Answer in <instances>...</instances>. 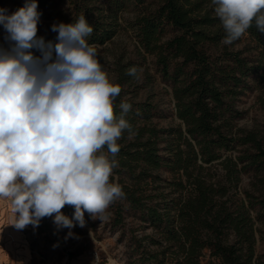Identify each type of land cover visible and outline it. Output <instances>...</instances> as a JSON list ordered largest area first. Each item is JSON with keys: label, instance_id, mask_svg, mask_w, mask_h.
<instances>
[{"label": "trees", "instance_id": "1", "mask_svg": "<svg viewBox=\"0 0 264 264\" xmlns=\"http://www.w3.org/2000/svg\"><path fill=\"white\" fill-rule=\"evenodd\" d=\"M53 1L44 0L42 5H49ZM146 1L72 0V10L64 17L63 23H74L78 17L84 16L93 28L87 37L89 44L102 46L117 33L122 12L129 7L144 8ZM203 3H208L210 10H202ZM214 8L212 0H159V6L154 11L135 17L131 27L136 30L141 49L156 57L164 77L173 79L175 115L182 127L168 132L169 136H176L177 144L164 158L158 148L159 134L163 131L148 124L153 106L125 98L124 86L136 75L128 74L130 65L128 70L125 66H119L115 83L122 90L114 101V112L119 117L122 112L120 104L127 102L131 105L125 119L135 134L129 136L125 130L117 141L120 145L116 156L119 166L113 169V174L128 175L133 181L134 184L125 185L119 180L124 193L122 198L131 208L141 212L143 219L151 226L160 229L159 234L165 243L160 252L162 255L172 245L175 246L176 254H179L176 264H201L205 253L219 264H264V254L255 257L254 225L245 203H230L229 199H224L228 192L227 185L219 180L213 181L210 174L202 175V171L214 162L223 166L226 181L230 184L231 181H238V174L242 171L264 170L262 138L254 131L243 134L238 130L233 133L232 110L226 102L227 98L233 99L241 91L242 79L253 68L247 66L237 54L231 55L233 66L217 64L202 49L205 42L218 41L222 35V30H205L219 21L216 15L211 16ZM37 11L41 18H47L42 10ZM164 23L177 29L180 35L160 44L159 32ZM246 33L264 52V33L258 31L254 21ZM57 35L49 30L40 37L44 38L46 44L49 41L55 44ZM0 48L10 50L11 42L0 38ZM29 51L34 56H41L37 48ZM173 59L181 62L173 70V76H169V61ZM187 66L191 67L189 80L178 85V77L184 74L182 69ZM262 101L264 103V95ZM237 148L240 150L235 160L228 155L223 156ZM104 151L107 153L106 147ZM238 165H241L240 169ZM162 168L180 174L176 184L178 188L184 187L181 179L184 177L190 189L188 197L181 200L172 215L169 207L164 206L163 210H159V206H148L143 202L147 199L137 195L140 190L137 183L151 178L153 172ZM259 183L264 185V178ZM259 204L264 211V200ZM229 235L234 237L231 244L227 243Z\"/></svg>", "mask_w": 264, "mask_h": 264}, {"label": "clouds", "instance_id": "2", "mask_svg": "<svg viewBox=\"0 0 264 264\" xmlns=\"http://www.w3.org/2000/svg\"><path fill=\"white\" fill-rule=\"evenodd\" d=\"M226 33L222 43L240 39L253 21L264 33V0H212ZM36 0L11 15L0 9V24L11 49L0 48V198L13 206L14 225L34 228L54 217L57 228L86 226L85 212L104 219L109 206L124 195L110 181L118 167L117 143L131 105L114 101L121 87L110 80L87 37L93 32L84 16L53 24L57 42L37 36ZM37 48L41 56L32 54ZM136 68L128 70L135 76ZM107 148L105 153L104 148ZM110 154V155H109ZM74 207L71 218L61 211Z\"/></svg>", "mask_w": 264, "mask_h": 264}, {"label": "rangeland", "instance_id": "3", "mask_svg": "<svg viewBox=\"0 0 264 264\" xmlns=\"http://www.w3.org/2000/svg\"><path fill=\"white\" fill-rule=\"evenodd\" d=\"M44 0H36L37 9L42 10L47 18H41L38 22L37 36L40 37L52 30L53 24L64 22V17L72 10V0H54L49 5H42ZM28 0H0V9H6L11 15L17 9L24 7ZM102 2V0H97ZM159 6V0H147L145 7H129L123 11L119 20V29L115 36L102 46H95L97 59L102 70L108 73L110 80L116 82L119 66L128 65L136 68V77L124 86L125 98L134 103L147 102L153 106L151 119L148 124L157 130L159 134V154L164 158L174 150L177 141L175 135H168L171 130L182 127L181 121L175 115V103L172 95L173 79L166 78L161 73V67L157 65L156 57L144 52L139 45L136 30L131 27L135 17L154 11ZM202 10H210L208 3H203ZM203 13V11H202ZM216 15L211 12V16ZM219 20V19H218ZM207 32L222 30L218 41L205 42L203 51L210 60L217 64L233 66L232 54H237L244 59L247 66L253 68L242 80L241 90L233 99L227 98V105L232 110L231 131L241 130L243 134L254 131L262 138L264 147V52L261 47L245 32L244 35L230 45L222 43L225 31L219 20L213 27L205 28ZM7 33L0 24V38L5 39ZM180 32L165 23L159 32V42L163 44ZM6 40V39H5ZM181 60L169 61V76H173V70ZM183 75L178 77V85L189 80L188 74L191 67L182 69ZM228 116V115H227ZM241 135V134H239ZM184 147L182 146V149ZM240 148L224 153L233 160L239 155ZM264 169V162H263ZM208 167V165H204ZM238 169L241 165H238ZM210 174L211 179L219 180L227 185L228 192L224 199L230 203L244 202L245 207L254 225L255 257L264 254V211L259 204L264 200V185L259 183L264 178V170L254 172L247 169L238 174V181H226L223 166L214 162L208 169L202 171V175ZM113 183L119 180L125 185H131L129 176L112 175ZM180 174L169 169L162 168L152 173L151 178L138 182V196L148 206L169 207L171 215L176 212L181 200L188 197L190 189L184 182V187L176 186ZM233 180V179H231ZM247 196H250L249 200ZM63 214L71 218L74 207L66 205ZM54 217H44L38 227L32 225L24 229H17L12 225L14 221L13 206L9 199L0 198V264H89L91 256L95 253L99 256L101 264H176L179 254H176L174 245L168 249L165 255L160 252L165 243L159 234L160 229L151 226L145 221L142 213L131 208L130 204L122 197L117 198L107 209L104 219H92L85 212L86 226L78 225L71 229L74 236L69 237V229L57 228L53 222ZM234 237L227 236V243H233ZM157 255V257H153ZM201 264H219L214 258H209L205 253Z\"/></svg>", "mask_w": 264, "mask_h": 264}, {"label": "built area", "instance_id": "4", "mask_svg": "<svg viewBox=\"0 0 264 264\" xmlns=\"http://www.w3.org/2000/svg\"><path fill=\"white\" fill-rule=\"evenodd\" d=\"M89 264H101V261L99 259V256L97 254H93L91 256V262Z\"/></svg>", "mask_w": 264, "mask_h": 264}, {"label": "crops", "instance_id": "5", "mask_svg": "<svg viewBox=\"0 0 264 264\" xmlns=\"http://www.w3.org/2000/svg\"><path fill=\"white\" fill-rule=\"evenodd\" d=\"M20 230V229H19Z\"/></svg>", "mask_w": 264, "mask_h": 264}]
</instances>
